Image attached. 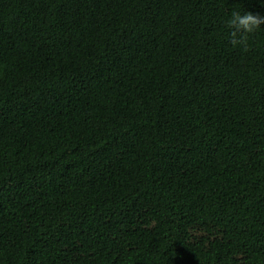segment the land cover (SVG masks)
I'll return each mask as SVG.
<instances>
[{"label":"trees","instance_id":"trees-1","mask_svg":"<svg viewBox=\"0 0 264 264\" xmlns=\"http://www.w3.org/2000/svg\"><path fill=\"white\" fill-rule=\"evenodd\" d=\"M264 0H0V264H264Z\"/></svg>","mask_w":264,"mask_h":264},{"label":"clouds","instance_id":"clouds-1","mask_svg":"<svg viewBox=\"0 0 264 264\" xmlns=\"http://www.w3.org/2000/svg\"><path fill=\"white\" fill-rule=\"evenodd\" d=\"M264 24V17L253 14L251 12H234L227 21L230 29L231 40L233 46L247 47V41L250 34Z\"/></svg>","mask_w":264,"mask_h":264}]
</instances>
